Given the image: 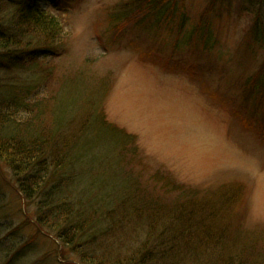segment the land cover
<instances>
[{
    "label": "rangeland",
    "instance_id": "374dc122",
    "mask_svg": "<svg viewBox=\"0 0 264 264\" xmlns=\"http://www.w3.org/2000/svg\"><path fill=\"white\" fill-rule=\"evenodd\" d=\"M218 1L211 10L210 0H149L144 7L146 18L136 25L135 20L129 24L127 15L134 0H40L42 9L62 16L65 37L53 47H41L46 50L37 67L7 69L0 60V84L4 93L17 92L24 102L41 103L44 118L50 116L51 110L58 112L56 108L69 109L66 131L58 135L63 140L66 133L69 135V127L74 130L87 122L89 131L85 135L92 142L80 164L85 162L90 175L112 173L117 181H122L124 194L128 180L144 188L157 185L152 188L153 193L166 202L163 205L172 214L166 221L159 218L158 229L166 230L167 224L171 226L169 232L182 235V231L189 236L201 234L200 230L204 235L228 231L229 223L240 222L243 235L253 234L260 239L256 232L263 235L264 230V142L245 131L228 107L212 102L201 86L204 82L210 90L234 97L242 113L264 118V98L255 89L251 91L256 87L252 79L262 67L264 50H258L254 57L243 40L256 20L264 22V0ZM157 8L164 12L161 23L158 12H154ZM5 10L0 9V21ZM206 11L208 14L204 15ZM169 12L173 14L167 24L165 13ZM180 23H184V29L179 42L195 39L194 47L174 46L180 27L173 26ZM260 32L264 36V24ZM210 33L209 49L205 45V50L203 38ZM170 46L179 60L175 72H168L151 60H141L144 50L164 48L167 53ZM182 61L197 67L195 77L180 71L184 67ZM189 70L194 71L192 67ZM99 106L107 112V121L115 125L113 129L104 126L101 131L96 130L92 112ZM30 114L23 108L21 117L25 119ZM134 142L139 155L133 158ZM3 162L0 264H74L69 260L79 264L71 252L77 245L63 244L55 232L38 228L33 219L35 206L24 204L13 171ZM78 168L74 164L75 172ZM164 170L174 175L162 173ZM165 176L170 187L178 184L171 192L172 205L184 198L183 193L187 198L196 191L202 194L189 205L194 210L193 229L189 224L181 227L178 217L173 218L171 210L175 211V207L159 187L167 184ZM101 180L106 183L107 178L101 176ZM234 183L243 184V191ZM222 184L228 185L215 191V186ZM132 199L138 201L136 196ZM140 213L139 217L131 215L137 222L126 228L128 235L139 240L122 242L123 254L137 249L128 247L140 242L145 232H152L149 223L153 218L150 216L148 222L149 212ZM222 215H226L225 219H215ZM193 240L187 238L189 243ZM214 244L211 240L194 249L213 250ZM60 251L67 256L62 257ZM225 252L232 254L237 250L231 247ZM200 253L188 257L183 252L177 264H203V252ZM247 253L251 255L252 249ZM259 254L255 256L263 259L256 262L250 257L254 264L264 262ZM205 257L207 264L213 261L211 255Z\"/></svg>",
    "mask_w": 264,
    "mask_h": 264
},
{
    "label": "trees",
    "instance_id": "16d2710c",
    "mask_svg": "<svg viewBox=\"0 0 264 264\" xmlns=\"http://www.w3.org/2000/svg\"><path fill=\"white\" fill-rule=\"evenodd\" d=\"M39 2L40 0H0V9H6L0 21V60L7 69L39 66L40 55L46 50L41 47H53L65 37L61 17L42 9ZM210 2L212 10L219 1L210 0ZM137 7L140 6L137 5L130 10L135 24L144 19L135 12ZM171 14L173 12L165 13L167 24L171 22ZM206 14L208 11L204 15ZM256 21L255 26H252L243 38L254 57L258 50H264V36H261L260 32L264 22ZM173 27H180L178 32L176 31L174 46L196 45L195 39L188 41L181 39L179 42L184 23ZM210 36L211 33L203 38L204 49L205 45L206 49H209ZM144 52L151 57L152 63L161 65L164 64L158 57L165 56L170 60L176 57L172 47L167 53L164 48H157L155 51L144 50ZM252 80H255L256 87L251 91L255 89L264 98V61ZM2 88L0 84V162L4 161L3 163L12 169L19 192L28 204L35 206L38 226L48 232H55L63 244L77 245L76 248L71 249V252L73 251V257L81 264H177L183 252L188 257L192 253H197L198 250L194 249L197 248L195 245L205 244L203 240L207 244L211 240L215 241L213 250L212 248L204 250V256H212L213 261H210V264H254L251 256L255 258V262L263 259L255 256V253L259 254L257 251L264 253L263 229L261 231L263 235L256 232L260 235V239L253 234L243 235L241 224L233 223L228 224L230 230L214 234L210 232L212 235L210 233L193 235V233L185 236L182 231L180 235L175 231L169 232L171 226L166 223V230L158 229L159 218L166 221L172 214H169L170 211L163 205L166 202L153 193L152 188L157 185L144 188L140 184H130L127 178L124 194L121 188L122 181H117L112 173L101 172L90 175L85 162L80 164L88 143L92 142L90 136L85 135L89 131L87 122H82L74 130L69 127L67 130L69 135L67 136L66 133L63 140L59 136L66 131L64 126L68 122L66 116L69 109L56 108L58 112L51 110L50 116L44 118L41 103L37 100L32 101V104L26 100L24 102L17 92L4 93ZM201 90L213 101L221 99L223 103H228L225 96L217 89L210 90L206 85H202ZM23 108L31 113L25 119L21 117ZM92 114L95 123L97 122L98 127L95 126L97 131H101L104 126L110 130L115 126L107 121V112L102 106ZM235 114L245 126H253V129L264 135L263 116L257 118L254 123L253 119L242 117L239 111ZM98 136H101V133ZM134 146L136 151L133 158L139 155L138 144L134 142ZM74 164L79 167L77 172L73 169ZM117 174L124 176V172L121 171ZM101 176L107 178L106 183L101 180ZM159 187L165 197L170 198L171 206L175 207V211L171 210L173 218L178 217L183 228L188 224L193 226L194 219L191 214L194 210L189 209V205L199 197L192 194L187 198L183 193L184 198L172 205L171 192L175 188L167 185H159ZM133 196H136L138 201L133 200ZM176 209L179 211L177 212ZM140 210L149 212L148 222H151L150 216L153 218L152 223H149L152 232H145L140 242L128 247L137 249H130L123 254L122 248L125 245L123 243L134 239L133 234L128 235L126 229L127 226H134L137 222L131 215L135 213V216L139 217ZM188 237L195 239L193 243L187 241ZM142 241L146 243L142 244ZM101 245L104 247L101 248ZM216 245H219L218 249ZM231 247L235 248L237 253H224L226 248ZM250 249H252L251 255L247 253ZM259 255L264 257L263 254ZM207 263L208 260H204L203 264Z\"/></svg>",
    "mask_w": 264,
    "mask_h": 264
}]
</instances>
